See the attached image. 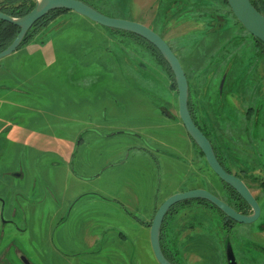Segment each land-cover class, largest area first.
I'll list each match as a JSON object with an SVG mask.
<instances>
[{
    "label": "rangeland",
    "instance_id": "obj_1",
    "mask_svg": "<svg viewBox=\"0 0 264 264\" xmlns=\"http://www.w3.org/2000/svg\"><path fill=\"white\" fill-rule=\"evenodd\" d=\"M90 1L148 26L179 58L221 161L258 181L248 186L261 217L237 224L230 239L243 249L238 257L264 264V50L224 0ZM51 23L0 61L18 74L0 79V264H119L117 241L94 249L82 241L90 225L100 235L110 223L125 231L130 264H158L146 225L157 208L193 187L214 191L220 180L168 114L178 112L177 92L148 44L75 12ZM127 184L135 205L121 197ZM120 203L135 225L116 226L105 205ZM221 226L209 207L191 205L169 220L167 242L184 264H218Z\"/></svg>",
    "mask_w": 264,
    "mask_h": 264
},
{
    "label": "water",
    "instance_id": "obj_2",
    "mask_svg": "<svg viewBox=\"0 0 264 264\" xmlns=\"http://www.w3.org/2000/svg\"><path fill=\"white\" fill-rule=\"evenodd\" d=\"M35 2V8L28 15L21 18H13L0 11L1 21L8 22L20 29L13 43L7 49L0 52V60L16 52L21 47L23 40L32 27L51 11L55 10L75 12L101 26L131 33L144 39L159 51L174 76L178 92V115L188 136L203 153L208 166L214 174L223 183L236 191L252 210L250 215L239 214L226 202L206 189H193L169 197L157 209L150 226L151 248L158 264H174L166 257L162 249L161 231L163 222L169 211L180 203L192 200L207 201L224 214V224L228 221L251 224L259 220L261 207L258 201L239 177L225 170L217 157L211 141L195 123L190 111V87L187 75L179 58L160 35L141 23L109 17L80 0H35ZM226 2L237 21L241 23L256 41L264 45V13L261 9L256 8L251 0H226ZM227 255L228 258L234 259L230 244L227 247Z\"/></svg>",
    "mask_w": 264,
    "mask_h": 264
},
{
    "label": "trees",
    "instance_id": "obj_3",
    "mask_svg": "<svg viewBox=\"0 0 264 264\" xmlns=\"http://www.w3.org/2000/svg\"><path fill=\"white\" fill-rule=\"evenodd\" d=\"M80 1L88 4L89 6L93 7L97 11L103 13L102 10L99 7H97L90 0H80ZM224 1L227 4L226 0H224ZM251 2L253 3V5L256 8H260L261 11L264 13V0H251ZM35 6H36L35 0H0V11L5 13L8 16L13 17V18H21V17L28 15L35 8ZM68 12L69 11H66V10L51 11L47 16H45L43 19L38 21L33 26V28L27 33V35H26L25 39L23 40L21 46L23 44H25L29 39H31L39 30L46 28L51 22H53L57 18L63 16L64 14H67ZM19 32H20V29L18 27H16L15 25H12L8 22H4V21L0 20V52L7 49L13 43V41L15 40V38L17 37ZM140 39L142 41H144L145 43H147L144 39H142V38H140ZM147 44L152 48L154 54L156 55L157 60L166 66V69L169 72V75H170V78L172 81L171 88L173 90L177 91V86H176L175 81H174V76H173L168 64L166 63V61L164 60L162 55L159 53V51L155 47H153L149 43H147ZM261 47H262V50H264V45H262ZM189 105H190V111H191L192 117L195 120V123L204 132V134L206 136H208L206 134L205 130L200 126L199 122L196 120V117L194 114V109H193V104H192V100H191V94H190V98H189ZM193 144L198 149L200 154L202 156H204L203 153L195 145L194 142H193ZM213 147L215 149V152L217 154V157H218L220 163L224 166L223 162L221 161V159L218 155L217 149L215 148V146H213ZM228 188L230 189V191L232 193L231 198L235 202H237V204H238V207L236 208V210L239 212H244L245 210L242 207V205H244V202L242 201V198L232 188H230V187H228ZM191 205H198V206H203V207H214L215 209H217L215 206H213L211 203H209L207 201L192 200V201H185L183 203H180V204L174 206L169 211L168 215L165 217V220H164L163 226H162L161 245H162V249H163L166 257L174 264L180 263V256H179V253L176 250H174L173 247H171V248L169 247V243L167 242V238H166L167 226H168L169 220L173 219L174 216L176 214H178L179 210H181L185 207H189ZM217 211L220 212L218 209H217ZM147 226L150 227L151 223H149Z\"/></svg>",
    "mask_w": 264,
    "mask_h": 264
},
{
    "label": "crops",
    "instance_id": "obj_4",
    "mask_svg": "<svg viewBox=\"0 0 264 264\" xmlns=\"http://www.w3.org/2000/svg\"><path fill=\"white\" fill-rule=\"evenodd\" d=\"M20 52L24 53L25 51H20ZM12 56L15 57L17 55L15 54V55H12ZM13 57H10V58H13ZM17 75L18 74L15 73L13 68H11L10 66H7L4 63L2 64L0 62V79H4V78H6V79L15 78L16 79ZM15 91H17V89H15ZM168 114L171 116V118L173 120H177L178 112H176V114H173V112H168ZM99 125H101V124H97V126H99ZM82 131H84V130L81 129V132ZM185 136L186 135H182V137H185ZM187 136H188V134H187ZM194 151H195V149H194ZM195 153H197V151H195ZM198 162L201 163L200 158H199ZM128 183H130V182H128ZM141 188H142L143 191L138 189L139 194H143L144 193V189H143L142 185H141ZM193 189H205V188L203 186H198V187L191 188V190H193ZM120 193H122L121 197H123L124 201H126V202H133L134 205H135V203L140 201L139 196L136 194L137 193V189L135 187L133 189L132 188V184L124 185L123 190ZM101 200L103 202L113 201V200H108L106 197H104V198L101 197ZM120 205H121V203H120ZM103 206H104V204H103ZM105 206H107L108 209H113L114 208V210H116V218L118 219V224L116 226H119V229H122L123 227H125L128 224L129 221L133 225H135L129 219L131 216H133L132 212H130V210L128 209V207H126L125 204L119 206V209L121 208L120 210H118L117 207H115V206L111 207V205H109V204H107ZM131 219H133V218L131 217ZM109 220L110 219H108V222H109ZM112 225H113V223H110L108 225V227H111V228L109 230H106L104 232V234H100V235L98 234V232L96 230L99 227L95 226V228H96L95 229V228H93L92 225H90L89 228H87V230L85 231L84 238H82V241L85 244V246L88 245L90 247L88 249H94L95 247H97V245H100V244L103 245V246L110 245L111 243L117 241V243L120 245V250H121V252L118 251V254H117V256H118L117 260L118 259L120 260L119 264H130L129 258L131 256L132 260H133V254L132 255L129 254L128 248H125V246H124L127 243V237H126V234H124L125 231L122 229L121 231L118 230V232L115 233L114 232L115 229L112 227ZM103 226H104V224H102V227ZM113 261H116V260L113 258ZM138 264H140V263H138Z\"/></svg>",
    "mask_w": 264,
    "mask_h": 264
},
{
    "label": "flooded vegetation",
    "instance_id": "obj_5",
    "mask_svg": "<svg viewBox=\"0 0 264 264\" xmlns=\"http://www.w3.org/2000/svg\"><path fill=\"white\" fill-rule=\"evenodd\" d=\"M70 12V11H69ZM62 17V16H61ZM60 18V17H59ZM58 19V18H57ZM56 19V20H57ZM40 21V20H39ZM55 21V20H54ZM52 24V23H51ZM33 28V27H32ZM129 34H131V33H129ZM131 35H134V34H131ZM135 37H137L138 39H140V37H138V36H136V35H134ZM144 42V41H143ZM147 42V41H146ZM148 43V42H147ZM146 43V44H147ZM257 43L260 45V46H262V44L261 43H259L258 41H257ZM21 48V47H20ZM19 48V49H20ZM18 49V50H19ZM17 50V51H18ZM15 53V52H14ZM12 55V54H11ZM156 56V55H155ZM1 61V60H0ZM171 85H172V81H171ZM177 92V91H176ZM177 96H178V92H177ZM191 100H192V97H191ZM193 109H194V107H193ZM195 117H197L196 115H195ZM178 118H179V115H178ZM180 119V118H179ZM194 119V118H193ZM196 120H197V118H196ZM195 121V120H194ZM198 121V120H197ZM208 137V136H207ZM210 140V139H209ZM193 142V141H192ZM212 143V142H211ZM213 145V144H212ZM214 146V145H213ZM224 164V163H223ZM224 168H225V170L227 171V172H229V173H232L230 170H229V168L227 167V166H223ZM232 174H234V173H232ZM235 176H237V177H239L246 185H247V187L250 189V191L252 192V194H253V191H255L256 189L255 188H251V186H257V182L258 181H252L253 182V184L252 183H250L249 181H245L243 178H241L240 176H238V175H236V174H234ZM19 179H22V180H24L25 179V175H24V173H22V174H20V176L18 177ZM220 180V179H219ZM248 184H250L249 186H248ZM261 185L262 186H264V182H262L261 183ZM228 187H230V186H228V185H226L225 183H223L221 180L219 181V184L215 187L214 186V188H215V190L213 191L212 189L210 190V192L211 193H213L215 196H217L218 198H220L221 200H223L224 202H226L230 207H232L236 212H238L239 214H242V215H250L251 213H252V210H251V208L248 206V204L242 199V201L244 202V205H242V207L244 208V212H239V211H237L236 210V208L238 207V204H237V202H235L232 198H231V195H232V193H231V191H230V189L228 188ZM231 188V187H230ZM236 192V191H235ZM237 193V192H236ZM254 195V194H253ZM255 197V196H254ZM256 198V197H255ZM256 200H257V198H256ZM258 201V200H257ZM259 203V202H258ZM198 206V205H197ZM212 211H214L215 213H216V215L217 216H220L221 217V220H222V226H221V230L223 231V230H225V233H226V236H225V251H226V258L224 259V260H221V262H217L218 264H258L257 263V259H250V261L248 262V261H245V259H241V257H238L237 256V250L238 249H240L241 250V252L243 251V249H242V247H234V244H233V241H232V239H230V235H231V233H232V229L233 228H235V226L237 225V224H240V223H236V222H234V221H228L226 224H224V214L220 211V212H218L217 211V209H215L214 207H209ZM158 209V208H157ZM157 211V210H156ZM261 213H262V210H261ZM156 214V213H155ZM133 219H135V217L134 216H131ZM261 217V216H260ZM149 223H152V221L151 222H149ZM149 223H147L146 225H148ZM150 228V227H149ZM257 234V233H256ZM264 234V224L262 225V230L260 231V233H258L257 235H259V236H261V235H263ZM251 235V234H250ZM166 244V243H165ZM228 244H230L231 245V247H232V250H233V255H234V259L233 258H228V255H227V247H228ZM240 252V251H239ZM79 254H83V253H79ZM79 254H76L77 256L79 255ZM75 255V256H76ZM111 259H113V258H111ZM23 260H24V262L25 263H27V264H29V261L26 259V258H23ZM244 261V262H243ZM157 262V261H156ZM179 264H184V263H182V261H181V258H180V263Z\"/></svg>",
    "mask_w": 264,
    "mask_h": 264
}]
</instances>
